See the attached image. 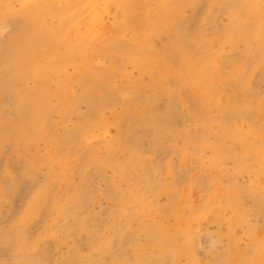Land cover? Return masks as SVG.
Here are the masks:
<instances>
[{
    "label": "bare ground",
    "instance_id": "6f19581e",
    "mask_svg": "<svg viewBox=\"0 0 264 264\" xmlns=\"http://www.w3.org/2000/svg\"><path fill=\"white\" fill-rule=\"evenodd\" d=\"M0 264H264V0H0Z\"/></svg>",
    "mask_w": 264,
    "mask_h": 264
}]
</instances>
